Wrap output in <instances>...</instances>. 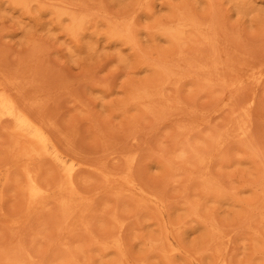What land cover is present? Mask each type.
<instances>
[{
  "label": "rangeland",
  "instance_id": "374dc122",
  "mask_svg": "<svg viewBox=\"0 0 264 264\" xmlns=\"http://www.w3.org/2000/svg\"><path fill=\"white\" fill-rule=\"evenodd\" d=\"M0 82V264H264V0H0Z\"/></svg>",
  "mask_w": 264,
  "mask_h": 264
},
{
  "label": "bare ground",
  "instance_id": "6f19581e",
  "mask_svg": "<svg viewBox=\"0 0 264 264\" xmlns=\"http://www.w3.org/2000/svg\"><path fill=\"white\" fill-rule=\"evenodd\" d=\"M1 83V82H0ZM3 88V87H2ZM4 89V88H3ZM22 105V104H21ZM19 106H20V104H19ZM26 114V113H25ZM30 115V114H29ZM27 116H28V114H27ZM32 117V116H31ZM33 119V118H32ZM34 120V119H33ZM125 182V181H124ZM127 183V182H126ZM34 191V190H33ZM32 196V195H31ZM34 199V198H33ZM32 208V207H31ZM75 209V208H74Z\"/></svg>",
  "mask_w": 264,
  "mask_h": 264
}]
</instances>
